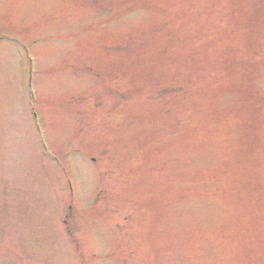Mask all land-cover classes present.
Here are the masks:
<instances>
[{
	"label": "rangeland",
	"instance_id": "1",
	"mask_svg": "<svg viewBox=\"0 0 264 264\" xmlns=\"http://www.w3.org/2000/svg\"><path fill=\"white\" fill-rule=\"evenodd\" d=\"M83 1L0 0L83 199L35 153L5 44L0 264H96L95 243L105 264H264V0Z\"/></svg>",
	"mask_w": 264,
	"mask_h": 264
},
{
	"label": "bare ground",
	"instance_id": "2",
	"mask_svg": "<svg viewBox=\"0 0 264 264\" xmlns=\"http://www.w3.org/2000/svg\"><path fill=\"white\" fill-rule=\"evenodd\" d=\"M35 69H37V63H36V65H35Z\"/></svg>",
	"mask_w": 264,
	"mask_h": 264
}]
</instances>
